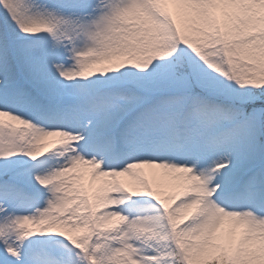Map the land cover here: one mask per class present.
<instances>
[{
	"label": "snow or ice",
	"instance_id": "1",
	"mask_svg": "<svg viewBox=\"0 0 264 264\" xmlns=\"http://www.w3.org/2000/svg\"><path fill=\"white\" fill-rule=\"evenodd\" d=\"M0 264H264V0H0Z\"/></svg>",
	"mask_w": 264,
	"mask_h": 264
}]
</instances>
